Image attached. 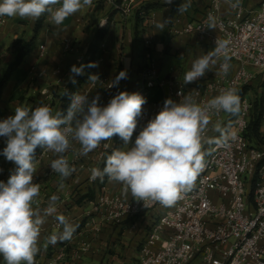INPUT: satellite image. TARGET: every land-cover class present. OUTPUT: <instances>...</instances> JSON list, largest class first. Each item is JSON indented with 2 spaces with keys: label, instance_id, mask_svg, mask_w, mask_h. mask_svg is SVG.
Returning a JSON list of instances; mask_svg holds the SVG:
<instances>
[{
  "label": "built area",
  "instance_id": "built-area-1",
  "mask_svg": "<svg viewBox=\"0 0 264 264\" xmlns=\"http://www.w3.org/2000/svg\"><path fill=\"white\" fill-rule=\"evenodd\" d=\"M108 1L124 16L135 12L142 20L147 19L148 14L137 6L138 0ZM222 3L223 0H210L203 18L187 23L180 33L205 36L210 31L208 25L214 23L216 34L211 37L212 50L216 39L228 43L231 67L227 75L220 72L221 57L210 71L187 87L169 75L160 77L151 50L145 48L137 71L140 83L137 92L146 103L137 118V128L130 143L134 144L142 128L163 108L165 100H151L153 90H166L176 102L182 99L178 95L182 92L183 96L190 95L203 105L219 95L222 89L235 88L239 94L242 89L257 83L261 103L258 135L262 144L254 145L246 137L252 103L244 94L238 115L221 112L212 116L207 132L212 143L205 145L210 152L206 156V166L194 188L175 205L166 207L158 202H148L144 206L142 201L128 198L124 192L109 190L107 178L103 183L92 181L90 172L86 182L94 191V199L82 221L83 241L78 245L70 243L73 264H82L92 240L104 225L142 216L147 219L134 264H264V0L247 16H242V9L236 7L232 17H223L220 14ZM6 20V16H0V27ZM69 48L70 42L66 41L63 49ZM45 52V46L39 45L38 57H44ZM109 83L102 77L95 83L87 79L77 92L90 98L91 92L101 86L109 102L123 91L121 85L109 88ZM40 95L43 103L49 105L47 90H42ZM224 124H229V139L226 143H217L221 133L213 130V126ZM112 146L113 138L112 142L101 143L90 152L98 157L94 167H99ZM52 154L55 153L41 149L36 161L49 159ZM80 158L74 156V167L81 165ZM41 200L40 190L35 206H39ZM65 258V251L60 250L52 254L46 264H58Z\"/></svg>",
  "mask_w": 264,
  "mask_h": 264
},
{
  "label": "clouds",
  "instance_id": "clouds-1",
  "mask_svg": "<svg viewBox=\"0 0 264 264\" xmlns=\"http://www.w3.org/2000/svg\"><path fill=\"white\" fill-rule=\"evenodd\" d=\"M167 4L171 0H165ZM93 0H0V16L38 20L47 14L51 23L59 27L71 15L91 6ZM59 5V7H54ZM190 5L182 3L178 9L182 14ZM238 6L237 4L233 7ZM171 18H165L156 25L161 31ZM105 22L101 23L103 25ZM214 23L208 28L214 29ZM223 57L220 72L227 75L231 65L229 47L226 41L216 39L215 48L195 59L191 69L184 74L183 83L199 80ZM85 67H98V62H90L70 68V81L75 84V76L82 75ZM127 78V71H120L110 81L108 87H116ZM99 81L98 74L88 77V82ZM70 103L66 111L53 113L51 106L39 103L37 106H17L14 114L0 120V137L6 138L2 155L16 165L7 182L0 181V256L6 264H35L40 251L38 242L41 227L46 217L56 211L58 197L52 195L46 209L35 206L40 196V184L34 183L36 149L57 154L51 170L58 173L61 183L73 172L64 156L72 142L80 145V155L87 156L102 142L119 136L124 145L107 154L103 168L90 169L92 181L122 185L123 192L131 194L137 202H158L171 207L191 191L198 176L206 166L205 149L212 143L207 137L212 116L221 112L236 116L240 112L241 98L235 88L222 89L220 94L201 105L192 97H182L179 102L168 98L163 108L148 121L135 138L137 118L141 116L146 99L138 92L121 91L106 106H100L97 94L89 100V95L79 92L68 93ZM213 130L221 133L217 143H226L228 129L214 125ZM56 220L62 231L48 237V243L71 241L78 225L72 224L65 216L57 215Z\"/></svg>",
  "mask_w": 264,
  "mask_h": 264
},
{
  "label": "crops",
  "instance_id": "crops-1",
  "mask_svg": "<svg viewBox=\"0 0 264 264\" xmlns=\"http://www.w3.org/2000/svg\"><path fill=\"white\" fill-rule=\"evenodd\" d=\"M262 0H238L237 8L242 9V16H247L256 10ZM159 3L158 7L149 10L147 19L137 22L136 13L128 16L121 14L108 0H93L91 6L69 16L59 27L51 23L47 14L43 15L40 31L35 38L33 49L27 53L20 65L12 72L9 80L0 93V120L14 114L17 106L35 107L43 103L42 90H47L49 106L59 110L58 96L70 83V68L83 64L87 50L95 40L97 31L104 28L105 33L99 43V53L95 62L98 67H92L89 75L98 74L107 82L112 81L120 71H127V78L122 79L118 86L129 93L137 92L140 88L136 67L140 63L145 48L151 50L156 69L160 77L167 75L183 83L184 74L191 69L195 59L212 51L211 37L216 34L211 29L208 35L196 36L182 34V28L190 22L200 21L210 3V0H138L137 6ZM182 3L190 6L182 14L178 9ZM237 0H223L221 15L232 17L233 5ZM54 7H59L56 5ZM111 11V12H110ZM136 11V8H135ZM165 18H171L161 31L156 27ZM103 25L101 23L105 22ZM36 20L7 17L6 23L0 27V80L10 63L15 59L13 43L28 42L33 37ZM70 42L69 50L63 49L64 43ZM44 45V57H38V46ZM162 61L166 62L165 69ZM164 70V71H163ZM86 71L84 69L85 75ZM88 75V76H89ZM184 84V83H183ZM193 84H185L187 87ZM117 87V86H116ZM97 94L100 96V106H106L105 90L99 86L91 92L89 100ZM177 101L166 90H153L151 100ZM110 142V141H105ZM112 142V140H111ZM122 147L124 145L121 139ZM104 143V142H102ZM6 147V138L0 137V151ZM75 155L81 158V165L76 171L61 183L58 173L51 170V162L58 158L52 154L49 159L36 161L37 171L34 182L39 183L42 200L39 207L44 210L52 195L58 197L56 211L46 217L41 227L38 247L40 251L35 257V264H46L52 254L64 250L66 258L58 264H73L70 259L71 242L78 245L83 241L82 221L91 209L92 201L82 198L89 191L87 178L90 169L98 162L94 154L80 155V145L72 142V147L64 153L70 166ZM15 164L0 156V181L7 182ZM107 188L113 192H123L122 185L109 182ZM132 198L131 194L126 195ZM57 215L65 216L72 224L78 225L71 241H58L55 245L48 243V237L62 231L56 220ZM146 216L124 219L113 225H104L100 233L91 242V246L83 256L82 264H133L137 247L144 237V222ZM0 264H6L0 256Z\"/></svg>",
  "mask_w": 264,
  "mask_h": 264
},
{
  "label": "trees",
  "instance_id": "trees-1",
  "mask_svg": "<svg viewBox=\"0 0 264 264\" xmlns=\"http://www.w3.org/2000/svg\"><path fill=\"white\" fill-rule=\"evenodd\" d=\"M119 1L120 0H116L117 3ZM158 6H159V3H155L152 5H146L142 8V10L145 14H148L149 10H151L155 7H158ZM136 19H137V22L142 21V19L137 15V13H136ZM42 22H43V16H41L38 20H36V23H35V26L33 29V37L28 42L22 43L21 41H15L13 43V48L15 51V59L12 63H10L8 65V67L6 68L2 78L0 80V93H1L2 87L9 80L12 72L22 62L23 57L33 49L34 41H35V38L37 37L39 31H40ZM104 33H105L104 28H101L97 31V33L95 35L94 42L90 45L89 49L87 50V54H86L84 61H83L84 65H87L90 62H95V60L97 59L98 53H99V50H98L99 43L102 40ZM91 68L92 67H85V71H86L85 75L75 76V80H76L75 84H73L72 82L67 84L65 89H67L69 94L77 92L79 90V88L85 83V81L89 77L88 75L91 71ZM136 70L137 71L139 70V64L137 65ZM247 90H248V88H244L239 92L238 95L240 96V98H241V96H243L246 93ZM63 92H64V90H63ZM63 92L60 94V96H58V99H59V110L58 111H66V109L70 103L69 96L63 95ZM256 110L257 109L255 108V111H254V106H252L246 137H247L248 141L251 142L252 144L259 145V144H262V140L260 139V137L258 135V127L260 125V120H261L260 108L258 107L257 112H256ZM121 147H122V142H121L120 137L118 135L114 136L113 137V146L110 150H108L106 152V154L104 155V158H103L101 164L99 165V167L103 168L105 157L107 154H110L113 149L121 148ZM40 150H41V148L38 147L36 149L35 155H37ZM2 152L3 151H0V156L2 155ZM15 167H16V165L14 166V169H15ZM83 198H86L88 201H92L94 199V191L93 190L89 191L86 195H84L80 199H83Z\"/></svg>",
  "mask_w": 264,
  "mask_h": 264
},
{
  "label": "rangeland",
  "instance_id": "rangeland-1",
  "mask_svg": "<svg viewBox=\"0 0 264 264\" xmlns=\"http://www.w3.org/2000/svg\"><path fill=\"white\" fill-rule=\"evenodd\" d=\"M165 65H166V62L162 61V66H163L164 69H165ZM258 88H259L258 84L257 83L254 84L253 83L251 86L248 87V90L245 93V94H247L248 99L251 100L252 106H254V111H255V108L258 110V107L260 108V106H261L260 94H259V89ZM257 110H256V112H257ZM56 111H57L56 108H54L53 109V113H55ZM222 127L223 128H228L229 124H224Z\"/></svg>",
  "mask_w": 264,
  "mask_h": 264
}]
</instances>
